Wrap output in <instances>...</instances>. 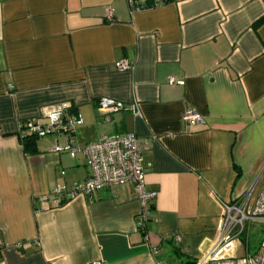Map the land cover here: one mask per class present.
Returning <instances> with one entry per match:
<instances>
[{"label":"crops","instance_id":"0c3cea01","mask_svg":"<svg viewBox=\"0 0 264 264\" xmlns=\"http://www.w3.org/2000/svg\"><path fill=\"white\" fill-rule=\"evenodd\" d=\"M104 97L139 115L101 113ZM64 102L82 117L79 145L126 133L145 144V189L157 193L145 230L129 183L40 200L89 174L81 153L53 150L64 135L23 144L26 122ZM187 107L203 122L186 126ZM262 186L264 0L135 12L125 0H0V264H185L218 233L223 205L252 202Z\"/></svg>","mask_w":264,"mask_h":264},{"label":"built area","instance_id":"2783aa9c","mask_svg":"<svg viewBox=\"0 0 264 264\" xmlns=\"http://www.w3.org/2000/svg\"><path fill=\"white\" fill-rule=\"evenodd\" d=\"M131 12L157 7L167 2L179 0H125ZM114 11L108 8L107 21H112ZM116 69L129 70L133 65L126 60L116 61ZM175 79L168 77L167 83L174 84ZM68 103H57L45 108L44 121L40 119L28 120L25 124L27 133L36 137L47 135H64L63 143H55V152L81 153L85 157L88 176L74 183L70 188L56 184L49 189L41 201L52 199L54 205H59L66 199L76 196H93L95 193L118 183L132 185L134 196L139 203L136 214V228L145 230L149 219L152 201L157 193L145 189V172L142 151L145 144L133 133L123 135L101 136L98 140L79 145L75 139L76 128L82 124V117L76 113L66 114ZM97 108L101 113L117 110H131L135 116L139 115L136 103L126 105L109 98H100ZM181 118L186 126L198 125L203 122L202 116L191 107L183 110ZM264 219V186L260 189L252 202L248 199L238 204L223 205V221L215 237L208 241L206 251L195 264H264V238L261 239L253 253L247 252L243 256H236L235 251L240 241L236 238L246 220ZM240 227V230H239ZM173 240L179 241L177 235ZM87 264H104L94 260ZM157 264H162L158 262Z\"/></svg>","mask_w":264,"mask_h":264},{"label":"rangeland","instance_id":"374dc122","mask_svg":"<svg viewBox=\"0 0 264 264\" xmlns=\"http://www.w3.org/2000/svg\"><path fill=\"white\" fill-rule=\"evenodd\" d=\"M236 238L240 241L235 251L236 256H243L247 252L253 253L257 249L261 239L264 238V219L244 221Z\"/></svg>","mask_w":264,"mask_h":264},{"label":"trees","instance_id":"16d2710c","mask_svg":"<svg viewBox=\"0 0 264 264\" xmlns=\"http://www.w3.org/2000/svg\"><path fill=\"white\" fill-rule=\"evenodd\" d=\"M33 138V135H27L26 137H23V144L25 147H27V144H29V140ZM27 149V148H26ZM196 260H187L185 264H195Z\"/></svg>","mask_w":264,"mask_h":264},{"label":"water","instance_id":"95a60500","mask_svg":"<svg viewBox=\"0 0 264 264\" xmlns=\"http://www.w3.org/2000/svg\"><path fill=\"white\" fill-rule=\"evenodd\" d=\"M208 243V240L204 241L202 246H201V250L205 248L206 244Z\"/></svg>","mask_w":264,"mask_h":264}]
</instances>
